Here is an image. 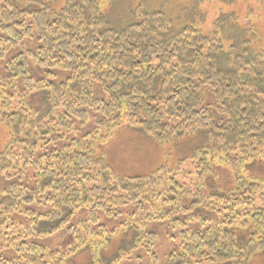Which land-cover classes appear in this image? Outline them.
Listing matches in <instances>:
<instances>
[{
    "label": "trees",
    "instance_id": "obj_1",
    "mask_svg": "<svg viewBox=\"0 0 264 264\" xmlns=\"http://www.w3.org/2000/svg\"><path fill=\"white\" fill-rule=\"evenodd\" d=\"M203 1L0 0V264H117L153 239L99 222L127 205L146 221L183 223L198 205L220 215L183 230L165 264L264 256V180L239 172L264 160V47L233 11L217 16L216 35L202 34ZM25 39L37 46L8 57ZM121 131L139 136L122 141L128 156L152 161L141 148H160L162 164L140 176L114 171L105 149ZM185 162L190 186L177 178ZM61 229L73 239L65 250L38 241Z\"/></svg>",
    "mask_w": 264,
    "mask_h": 264
},
{
    "label": "rangeland",
    "instance_id": "obj_2",
    "mask_svg": "<svg viewBox=\"0 0 264 264\" xmlns=\"http://www.w3.org/2000/svg\"><path fill=\"white\" fill-rule=\"evenodd\" d=\"M173 3V0H169ZM200 10L205 15V22L201 24L200 30L204 35H216V28L214 26V21L222 12L233 11L236 13L239 22L244 26H249L255 33L257 46L264 47V0H205L200 4ZM37 45L32 39L23 40L18 46L11 49L8 53V57L19 52H24L29 49L35 48ZM33 66L30 64V69ZM67 76L66 73H60L57 79L60 80ZM200 98L204 101V104H209L214 100L213 93L210 88L201 87L198 90ZM215 119L218 118L215 110H212ZM91 124V123H90ZM89 124V125H90ZM91 125L85 130H89ZM7 129H5L0 124V150L3 148L4 143L7 139ZM116 137V136H115ZM127 137L131 138L132 141H139V136L129 132L121 131L120 136L117 135L113 138L112 142L108 144L105 149V156L109 160L108 164L116 172L124 170L125 174H134L140 176L145 174L147 171H152L157 169L162 164V158L157 156L160 148L157 150L151 149L149 146H143L141 148L143 152L146 150L148 156L151 157L152 161H140V155H130L128 156V151L125 147L121 145L122 141L127 140ZM134 139V140H133ZM140 142V141H139ZM135 149L138 153L140 147L136 145ZM157 151V152H156ZM128 152V153H127ZM156 152V153H155ZM151 153V154H150ZM134 157V158H133ZM177 178L180 182H183L186 186H190L194 178V172L187 174V170L190 169V165L186 162L178 166ZM193 170V169H192ZM241 175H252L261 177L264 180V160L255 161L246 166H241L239 168ZM143 173V174H140ZM7 182V181H6ZM6 182L0 176V189L6 186ZM8 183V182H7ZM260 189L254 194L257 201L260 199L258 197ZM146 209L148 206L145 207ZM133 213V214H132ZM132 214V215H131ZM190 214L194 215V219L184 221L185 218L181 213L180 216H174L183 220V223L175 224L172 219L166 220H148L145 218V211L139 210L134 205H127L122 207V214L119 217H105L102 213H99V222L104 224L108 230L114 229L118 231L123 228V224L127 223L130 228L135 227V232L144 231L145 233H152L153 239L146 242V239L139 243V247L132 251L128 258H125L118 262L117 264H165L166 256L173 249L178 248L181 242V235L183 230L192 229L193 227H202L201 219L203 220L204 226L210 225L211 227L217 224L220 215L216 212V209L212 207H205L198 205L194 207ZM87 216L86 210H80L79 213L72 219L71 223L75 226L78 225V221ZM173 217V218H174ZM125 222V223H124ZM134 229V228H133ZM132 229V230H133ZM131 234L126 237L116 238L112 242L111 248L104 254L103 261L109 259V257L115 255L120 247H125L130 245ZM38 241L44 245L49 246L53 250H65L68 246L73 244V239L66 232L65 229L54 232L48 237L38 239ZM148 247V250L146 249ZM156 255L154 259L152 254ZM80 256H74L72 262L79 263ZM254 264H264V256H257L252 259ZM104 264V263H103Z\"/></svg>",
    "mask_w": 264,
    "mask_h": 264
}]
</instances>
